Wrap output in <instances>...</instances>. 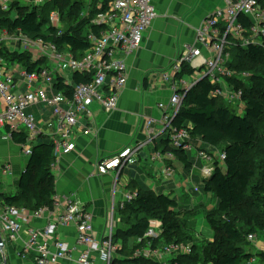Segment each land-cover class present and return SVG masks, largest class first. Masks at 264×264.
<instances>
[{
  "label": "built area",
  "instance_id": "1",
  "mask_svg": "<svg viewBox=\"0 0 264 264\" xmlns=\"http://www.w3.org/2000/svg\"><path fill=\"white\" fill-rule=\"evenodd\" d=\"M51 0H0V10L9 11L18 3L28 8L43 7ZM97 10L92 23L105 28L99 36L89 33L87 42L88 50L81 59H76L68 49L58 48L42 39H31L21 31L9 34L0 32V50L6 44L10 52H27L32 61L44 60L46 66L34 72H27L19 64L6 62L0 56V130L6 129L11 138L12 133L24 132L26 143L21 147L23 158L31 155L34 140L39 136L33 115L25 111L36 103H42L51 108L53 117L57 121V139L53 141V163H57L58 156L67 155L75 151V142L72 141L73 130L81 118L87 120L91 117L90 106L99 104L105 113L116 110L120 94L127 82V59L140 47L144 35L156 18L152 0H88V5ZM87 14V13H85ZM50 22L57 26L60 17L57 12L50 13ZM246 20L247 25L241 21ZM61 22V20H60ZM57 23V24H56ZM258 46L264 50V0H226L224 8L217 9L208 14L195 30L193 44L182 47L178 57L162 74V81L168 84L171 97L168 104H157L161 118L156 121L147 118L145 121L148 131L146 143H136L132 147L123 148L118 154L101 161L97 168L99 176L113 174L118 179L120 172L128 161L138 156L154 139L153 126L158 125L161 133L167 135L171 149L156 151L150 156V162H161L165 168L161 177H173V170L167 163L176 161L174 151L186 154L196 153L198 160L204 162L202 174L209 177L216 163L225 160L223 151L214 150L205 152L193 146L186 129L172 127V120L179 111L185 92L206 79L213 87L211 97L219 98L234 109L243 110L242 90L236 89L231 80L244 82L248 73L236 75L229 69L230 50L233 47L246 48ZM67 67L73 74L83 75L88 82L74 84L63 82L69 96L62 93L48 94L47 89H53L57 84L56 78L63 77V68ZM194 82L186 83L185 76L180 75L189 68ZM23 82L25 91L18 93L16 89ZM73 84V86H72ZM71 85V86H70ZM66 101V108L60 102ZM82 134H92L89 128H84ZM6 139V138H4ZM10 175L7 165L0 166V176ZM122 195L118 203L112 198L105 230L97 239L92 229V217L81 205L71 198L54 199V208L58 203L65 207L54 215L53 210L40 208L29 211L25 208H15L6 205L0 207V254L3 255L4 242L14 241L21 230L28 236L22 246L21 255L32 256L36 264H115L120 260L121 240L116 239V227L120 222L119 209L132 204L138 197L136 191L120 190L113 188V195ZM56 199V200H55ZM58 205V206H59ZM117 207H116V206ZM45 218L47 224L42 229L33 227V221ZM74 225L76 228L75 249L78 250L75 259L71 258L68 245L58 238L59 227ZM162 233L161 223L152 219L143 238L137 239L141 244L136 249L133 258L143 259L156 264H177V258L189 255L190 244H167L157 249L153 241L159 239ZM255 236H249L252 241ZM146 240H149L146 242ZM252 262H254L252 260Z\"/></svg>",
  "mask_w": 264,
  "mask_h": 264
},
{
  "label": "trees",
  "instance_id": "2",
  "mask_svg": "<svg viewBox=\"0 0 264 264\" xmlns=\"http://www.w3.org/2000/svg\"><path fill=\"white\" fill-rule=\"evenodd\" d=\"M92 6L91 3L89 7L88 0H51L43 7L31 9L16 3L7 12L0 10V32L15 34L21 31L31 39L40 38L54 44L58 50L66 48L76 59H81L89 48L88 34L99 36L105 30L92 23L98 12ZM51 12L59 14L65 30L51 24ZM241 22L247 25L246 20ZM8 48L3 44L0 56L8 63L21 65L29 73L47 64L44 60L32 61L27 52L12 53ZM228 67L236 75L249 74L242 83L230 82L242 90L243 111L238 113L224 100L211 97L214 87L202 79L185 92L171 124L174 128L186 129L192 142L198 141L211 150L225 153L224 162L215 164L213 173L202 186V192L211 194L217 201L204 216L213 239L200 241L204 248L198 251L199 239L193 235L199 231L195 228L197 213L184 205L179 207L170 197L138 191L132 204L119 209L120 225L124 226L117 232L116 239L120 237L124 246L120 250L122 258L115 264H156L133 258L135 250L141 246L137 239L143 238L152 219L161 223L162 230L159 239L153 241L154 247L191 245L190 254L177 258V264H264V251L254 255L248 247L252 243L249 236L256 237L257 231L264 234V50L252 45L233 47ZM190 73L185 70L180 76ZM72 80L74 84L88 82L78 73L73 74ZM55 88L64 89L61 82ZM12 141L22 146L26 143V135L14 132ZM165 145L171 149L168 139ZM174 153L181 165L190 168L188 154ZM53 161V142L32 146L16 194L0 195V203L29 211L40 208L52 211L55 195Z\"/></svg>",
  "mask_w": 264,
  "mask_h": 264
},
{
  "label": "crops",
  "instance_id": "3",
  "mask_svg": "<svg viewBox=\"0 0 264 264\" xmlns=\"http://www.w3.org/2000/svg\"><path fill=\"white\" fill-rule=\"evenodd\" d=\"M152 4L156 18L146 31L138 50L127 59V82L119 96L116 110L105 113L99 104H91V117L88 120L81 118L73 130L72 141L75 142V151L58 156L57 163L52 169L56 195L54 196L58 199L71 198L90 212L97 239L105 230L112 198L114 197L115 203L120 200V195H113L114 186L120 190L150 192L170 198L176 194L185 199L184 203L189 206V210H196V206L199 207L198 204L206 200L202 187L200 190L192 182L193 178L197 177L201 179L203 186V181L206 179L201 171L204 162L197 159L195 152L189 154L191 166L188 169L177 160L172 164L167 163L166 165L173 170V177L168 179L161 177V171L165 168L163 163L150 162V156L154 152L169 150V146L165 145L168 137L161 133L158 125L153 126L152 139L154 140L139 152L138 156L128 161L117 180L113 174L99 176L96 171L101 161L115 156L123 148L132 147L137 142H147L146 119L152 118L158 121L161 118V112L156 105L169 102L171 97L168 84L162 81L163 72L178 57L184 45L193 44L195 30L204 17L217 9L224 8L226 0H152ZM188 70L192 73L202 71L201 68L195 72L191 68ZM63 71V77L56 78V81L58 84L61 82L64 89L58 90L55 86L51 90L47 89L48 94L62 93L64 96H69L70 90H66L63 82L72 83L73 72L65 66ZM192 73L185 75L184 79L188 84L194 82ZM19 83L21 85L16 91L23 93L25 86L21 80ZM60 105L66 108V101L62 100ZM237 112L241 113V111ZM25 113L33 115L34 123L40 132L32 146L57 139V121L50 107L36 103L26 109ZM84 128H89L92 134L84 136L82 134ZM192 144L197 151H214L198 141ZM4 165L9 166L10 175L0 176V195H15L20 176L27 168L28 158H23L20 145L12 141V136L11 138L8 136L6 129L0 130V166ZM178 165L181 168H177ZM191 186L198 195L196 199L189 198ZM179 201V205H184L182 200ZM58 205L53 208L54 215L65 207L61 203ZM200 219L203 220V226L208 227L204 216L197 217V224ZM46 224V219L42 218L33 221L32 225L34 228L42 229ZM119 224L120 222L116 227L117 232L123 229V226ZM57 234L58 238L68 245L71 258L75 259L78 253L75 249V226L59 227ZM27 239L26 231L21 230L14 241L7 242L3 248V256H7L8 259L6 262L0 254V264L4 262L6 264H36L32 256L21 255L22 246ZM64 264H70V262L66 261Z\"/></svg>",
  "mask_w": 264,
  "mask_h": 264
},
{
  "label": "rangeland",
  "instance_id": "4",
  "mask_svg": "<svg viewBox=\"0 0 264 264\" xmlns=\"http://www.w3.org/2000/svg\"><path fill=\"white\" fill-rule=\"evenodd\" d=\"M57 23L56 24H57L59 30H65V27H64V25L61 24L60 20ZM167 103H165V104L163 103V104L166 105ZM236 111H240V109H237ZM219 151H222V150H219ZM177 168H181V166L178 165ZM192 182H193V185L199 187V189H200V187H202V183H201L202 181H201V179H199L197 177H194L193 180H192ZM189 189H191L190 194H189V198H195L196 199L198 197V195L194 192L195 189L193 190V187L192 186L189 187ZM204 196H205L206 200L203 201V203L198 204L199 207H197L196 205H194V206H196L197 209L196 210L193 209V212L198 213L197 214V217L205 216V213L208 212V211H210L215 206V204L217 202L216 199L211 194H205ZM121 198H122V195L119 196V199H121ZM174 198H175V200L178 203L180 202L179 200H182L183 203L185 202V199H183L182 196L180 197V196H177L176 194H173L172 199H174ZM116 203H118V201H116ZM184 206H186V208H189L185 203H184ZM179 207H181V205H179ZM184 210H187V209H184ZM89 215L92 217V214L90 212H89ZM202 223H203V220L200 219V221L198 222V224L197 223H196L197 225L195 224L196 225V227H195L196 228V231L197 230H199V231H197V234L196 233L193 234L194 235V238H196L197 240L199 239L198 242H197V244H196V246L198 247V251L201 250L199 248H202V249L204 248V246L200 245V241L201 242H204V241L209 242V241H211L213 239V232L211 231V229L209 227L205 226V225L203 226ZM121 225L124 226L123 224H121ZM121 225L119 224V226H121ZM200 227H202L201 230H200ZM92 229H93V233L95 234V229H94V225H93V219H92ZM192 231H194V230H192ZM256 234H257L256 238H252L253 242L252 243H249V246H248L249 247V252L252 253V254H254V255L255 254H259L260 252L264 251V234L261 231H257ZM119 239H120V237L117 240L118 243H119ZM5 244L6 243L4 242V245ZM123 246H124L123 245V240H121V248H123ZM117 255H118V257L120 259L122 258V255H120V253L117 254ZM2 257L5 258V260L7 262L8 257L5 256V255L4 256L2 255ZM204 259H205V257L203 258V260ZM115 261L117 263H119L118 260H117V256H116ZM254 263H257V261H254ZM207 264H211V263H208L207 262Z\"/></svg>",
  "mask_w": 264,
  "mask_h": 264
},
{
  "label": "water",
  "instance_id": "5",
  "mask_svg": "<svg viewBox=\"0 0 264 264\" xmlns=\"http://www.w3.org/2000/svg\"><path fill=\"white\" fill-rule=\"evenodd\" d=\"M4 264H6V263L4 262Z\"/></svg>",
  "mask_w": 264,
  "mask_h": 264
}]
</instances>
